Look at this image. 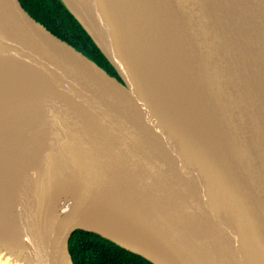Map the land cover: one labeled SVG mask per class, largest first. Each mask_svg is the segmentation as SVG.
I'll list each match as a JSON object with an SVG mask.
<instances>
[{
  "label": "water",
  "instance_id": "water-1",
  "mask_svg": "<svg viewBox=\"0 0 264 264\" xmlns=\"http://www.w3.org/2000/svg\"><path fill=\"white\" fill-rule=\"evenodd\" d=\"M56 1L113 75L0 0V264H264V0Z\"/></svg>",
  "mask_w": 264,
  "mask_h": 264
},
{
  "label": "trees",
  "instance_id": "trees-1",
  "mask_svg": "<svg viewBox=\"0 0 264 264\" xmlns=\"http://www.w3.org/2000/svg\"><path fill=\"white\" fill-rule=\"evenodd\" d=\"M21 7L56 37L113 75L103 57L89 38L56 0H17ZM86 41L85 47L80 42ZM73 264H149L140 257L122 250L92 234L76 231L68 241Z\"/></svg>",
  "mask_w": 264,
  "mask_h": 264
},
{
  "label": "bare ground",
  "instance_id": "bare-ground-1",
  "mask_svg": "<svg viewBox=\"0 0 264 264\" xmlns=\"http://www.w3.org/2000/svg\"><path fill=\"white\" fill-rule=\"evenodd\" d=\"M85 1V0H84ZM166 93L174 100V102L180 107V109L190 118L192 119L198 127L202 130L204 135L210 139V130L207 126V123L200 113L197 104L195 102V98L190 93H187V96L184 97V100L179 98L174 92L167 89ZM34 117V116H33Z\"/></svg>",
  "mask_w": 264,
  "mask_h": 264
},
{
  "label": "flooded vegetation",
  "instance_id": "flooded-vegetation-1",
  "mask_svg": "<svg viewBox=\"0 0 264 264\" xmlns=\"http://www.w3.org/2000/svg\"><path fill=\"white\" fill-rule=\"evenodd\" d=\"M81 43V45H83V46H85V47H88L89 48V45L87 44V42L86 41H83V42H80Z\"/></svg>",
  "mask_w": 264,
  "mask_h": 264
}]
</instances>
